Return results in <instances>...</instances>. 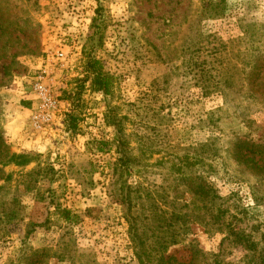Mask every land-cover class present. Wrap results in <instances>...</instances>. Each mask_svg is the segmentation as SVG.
I'll return each mask as SVG.
<instances>
[{
	"label": "rangeland",
	"instance_id": "1",
	"mask_svg": "<svg viewBox=\"0 0 264 264\" xmlns=\"http://www.w3.org/2000/svg\"><path fill=\"white\" fill-rule=\"evenodd\" d=\"M0 3V131L23 156L0 166V264H264V0ZM44 70L61 105L38 132ZM196 182L216 191L219 221L211 196L187 193Z\"/></svg>",
	"mask_w": 264,
	"mask_h": 264
},
{
	"label": "trees",
	"instance_id": "2",
	"mask_svg": "<svg viewBox=\"0 0 264 264\" xmlns=\"http://www.w3.org/2000/svg\"><path fill=\"white\" fill-rule=\"evenodd\" d=\"M6 24H10V22L5 19V17H4V8H3L2 4L0 3V33H3L2 32V31H4L3 27L6 26ZM0 58H2V55H0ZM97 64H98L97 62L91 61V60L87 63V65L85 67L86 68L85 69L86 70V74H87L86 79L92 78V81H94V83H93L94 90L99 91V92H103V93H107V91L105 90V88L107 87V85L105 83V77H103L101 72L97 69V66H96ZM209 65H210V63L208 61H206V60L201 61V62H199L197 64V67L199 69L201 78H203V79L205 78V80L208 77V73H209L208 67H209ZM4 76H5V73L3 74L2 78L0 76V86L3 83ZM205 83L206 82L203 81V83L199 86L201 88V90H203V91L205 90V85H204ZM80 95H81V92L77 90V93L75 94V96H79L80 97ZM77 99H78V97H77ZM72 113L73 112H71V114ZM72 116L69 115V118H71ZM70 126L73 128V124H71ZM70 130L71 129H69V131ZM21 157H23V156H16L15 154H11L10 153V149H9L8 145L6 144V141L4 140L2 132L0 131V166H7V165H10V164H14V158H21ZM126 162H129V159H128L127 155H124V157H121L120 163L124 164ZM195 184H196L195 189H193V191L192 190L188 191L187 193H190L198 201H200L205 196V193H207L209 196H211L212 199H213V203H212V206H211V210H212L211 212L212 213H211V220L209 221V224L212 223L213 221L214 222L219 221L221 219V217L224 216L225 210H224V205L220 202L221 200L216 194V191L213 189L212 186L207 185L205 183L201 184L199 182H196ZM169 198H170V196L169 197L167 196L165 198L166 201L163 202V205L166 208H168V204L169 203L171 205L175 204L173 202H169ZM140 199H141V197L140 198L139 197H135L134 199H128L129 200V208H128V210H130L132 208L133 209L134 208H139L138 204L140 203ZM137 200L139 201V203L137 202ZM133 202H134V204H133ZM153 206L154 205H152V207ZM163 211H164V209H163ZM132 212L133 211L131 210L130 214H132ZM162 215H163L164 222H166V223L170 222V225H172V222H173L172 220L173 219L176 222H182V221L186 220V218L188 217V215L184 211H182L181 209H180V211L178 213H175L173 215L172 214L170 215L168 210H166L165 212H162ZM63 218L66 221H69L70 220V213L68 211H64L63 212ZM169 218H171V221H170ZM192 220H193V222H196L198 224H202V222H203V221H199L200 217H196V218H194ZM129 222H130L131 228L135 232L134 236L135 237L138 236V225H137L138 217H131ZM167 230H170V228H167ZM174 233H176V230L174 231ZM171 237L174 238L175 234L171 235ZM247 244H250L249 241L247 242ZM164 247H165V245L163 246V248Z\"/></svg>",
	"mask_w": 264,
	"mask_h": 264
},
{
	"label": "built area",
	"instance_id": "3",
	"mask_svg": "<svg viewBox=\"0 0 264 264\" xmlns=\"http://www.w3.org/2000/svg\"><path fill=\"white\" fill-rule=\"evenodd\" d=\"M63 58V53H58ZM50 74L44 70L38 73L32 83V91L36 96V109L31 116L33 130L42 132L53 127L60 110V96L55 92L50 81Z\"/></svg>",
	"mask_w": 264,
	"mask_h": 264
},
{
	"label": "crops",
	"instance_id": "4",
	"mask_svg": "<svg viewBox=\"0 0 264 264\" xmlns=\"http://www.w3.org/2000/svg\"><path fill=\"white\" fill-rule=\"evenodd\" d=\"M27 117V113L24 111H18L15 115V123L17 125V128L13 130H11L13 133V139H17L18 137L22 138V129H25L27 126L25 125V120ZM10 132V131H9Z\"/></svg>",
	"mask_w": 264,
	"mask_h": 264
}]
</instances>
